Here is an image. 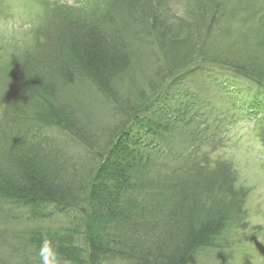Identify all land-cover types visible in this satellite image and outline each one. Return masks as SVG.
<instances>
[{"label":"trees","instance_id":"trees-1","mask_svg":"<svg viewBox=\"0 0 264 264\" xmlns=\"http://www.w3.org/2000/svg\"><path fill=\"white\" fill-rule=\"evenodd\" d=\"M53 14L19 64L0 62V264H39L45 238L59 264H193L222 249L245 230V193L209 156L224 109L264 119V0Z\"/></svg>","mask_w":264,"mask_h":264},{"label":"rangeland","instance_id":"rangeland-1","mask_svg":"<svg viewBox=\"0 0 264 264\" xmlns=\"http://www.w3.org/2000/svg\"><path fill=\"white\" fill-rule=\"evenodd\" d=\"M108 1L0 0V62L4 59V62L15 60L17 64L20 63L21 48L36 41L38 27L47 20L49 12H54L53 18H57L60 23L62 19L56 16L63 14L65 7L95 8L96 12H101L107 8ZM86 3L89 6H83ZM234 81L244 90L249 88L236 79ZM223 112L229 120L228 134L225 135L222 147L209 156L212 162L209 166L215 172H222L214 164L217 158H221L220 161L234 167V186L237 189L242 188L245 193L242 206L245 230H231V234L226 235L222 249L209 256L199 254L193 264H200L203 260H209L208 264H264V119L255 124L254 121L242 120L241 113L232 116L231 109H224ZM23 217L22 215L19 222L28 226L35 223L57 226L65 221L63 216L42 222H26ZM4 220L9 222L12 229L22 226L20 223Z\"/></svg>","mask_w":264,"mask_h":264},{"label":"clouds","instance_id":"clouds-1","mask_svg":"<svg viewBox=\"0 0 264 264\" xmlns=\"http://www.w3.org/2000/svg\"><path fill=\"white\" fill-rule=\"evenodd\" d=\"M39 264H59V255L54 243L45 238L38 249Z\"/></svg>","mask_w":264,"mask_h":264}]
</instances>
